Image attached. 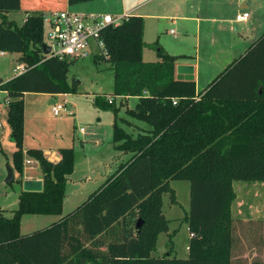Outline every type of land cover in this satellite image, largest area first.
Here are the masks:
<instances>
[{
	"label": "trees",
	"instance_id": "1",
	"mask_svg": "<svg viewBox=\"0 0 264 264\" xmlns=\"http://www.w3.org/2000/svg\"><path fill=\"white\" fill-rule=\"evenodd\" d=\"M92 1L0 0V52L21 54L20 64L27 66L25 73L0 85L10 100L7 121L20 172L25 95L77 91V82H69L68 75L74 62L43 54V14ZM12 12L28 14L23 25L8 21L6 14ZM101 37L106 48L102 58L114 70V96L137 97L128 115L151 129H138L134 137L122 126L128 121L118 117L114 101H102L103 108H114L116 115L115 149L130 154V159L58 223L22 235L24 215L62 214L68 177L75 168L72 149H61L58 163L50 162L42 150H29L42 170L44 188L23 191L12 218L0 208V264H233L239 241L235 230L241 221L232 216L233 184L264 183V35L200 97L195 81L177 80L181 57L159 48V61L143 60L141 16L106 27ZM171 180L190 183L191 207L185 221L193 236L188 259L152 256L159 236L169 232L164 194L177 202ZM140 220L144 223L138 230ZM249 222L243 225L254 228L255 239L260 222Z\"/></svg>",
	"mask_w": 264,
	"mask_h": 264
},
{
	"label": "rangeland",
	"instance_id": "2",
	"mask_svg": "<svg viewBox=\"0 0 264 264\" xmlns=\"http://www.w3.org/2000/svg\"><path fill=\"white\" fill-rule=\"evenodd\" d=\"M115 1L119 0H95L88 3L68 6V10L77 14L95 15H114V11L108 8L114 7ZM264 2L262 0H257ZM248 15L251 18L248 23L241 24L240 29L246 25L262 26L264 28V10L253 12L251 9ZM26 13L12 12L10 18L22 24ZM123 16V15H121ZM166 24V25H165ZM48 27L45 22V42L47 41ZM173 32V33H172ZM184 31L179 25L164 21L161 28V43L148 44L147 48L155 52L161 45H177ZM47 43V42H46ZM192 49V48H191ZM179 51V50H176ZM181 51V50H180ZM192 52V51H191ZM195 52V49H194ZM206 52L202 51V72L198 82V91L206 89L216 77L224 73L227 66L235 58L224 56L229 52L216 51V65L213 70L207 66ZM195 56L196 54L191 53ZM103 55L92 54L86 59L73 61L69 69V82H77V91L71 94L57 95L53 99L57 103H66V108L74 115L62 112L59 116L53 115L52 106L49 102L52 99L47 94H27L25 100V139L23 143L24 157L22 172L18 171L14 164V152L16 146L11 138L10 127L7 121V97L0 93V122L3 124V136L0 142V208L6 218H12L19 209L20 195L24 191L22 182L29 177H36L42 173L39 163L28 155L31 149H40L43 152L49 150L51 153L58 152L60 149H72L75 155L74 172L69 175L67 199L63 204L61 215H24L21 219L22 235H29L36 231L45 230L54 223L67 216L82 205V195H75L76 190H85L87 178L97 175V179L102 178L103 169L101 164L112 162V174L123 161H128L131 155H125L115 161L116 151L114 149V124L116 115L114 108H103L102 101L108 98L114 101L119 118L126 119L128 123L122 122V126L134 137L139 134V130L131 125L141 128H148L144 122H140L128 115L129 110L135 109L138 100L134 97L128 101L124 100L121 104L119 99L114 96V70L109 62L104 61ZM236 57V56H235ZM144 59H147L145 56ZM20 64L17 54L0 55V83L8 81L16 75L15 69ZM119 154V153H118ZM121 154V153H120ZM129 156V157H128ZM33 162L28 164L27 162ZM14 170L15 180L7 182L8 168ZM95 181V180H93ZM89 182V181H88ZM171 187L175 190L177 204L171 203L170 194H164L163 207L164 214L169 219V232L162 233L157 241L156 250L152 253L153 257H165L171 254L177 259H188L189 245L191 241L190 232L186 222L178 218L184 217L190 211V183L184 180H171ZM236 194V201L232 209L234 219L241 220L236 225V238L239 241L235 245L233 264H264V183L262 182H242L237 181L233 184ZM78 196V197H76ZM243 223L260 222L254 239L253 229ZM248 227V229H245ZM243 231H241V229ZM245 230H247L245 232ZM252 236V237H251ZM244 238V239H243Z\"/></svg>",
	"mask_w": 264,
	"mask_h": 264
},
{
	"label": "crops",
	"instance_id": "3",
	"mask_svg": "<svg viewBox=\"0 0 264 264\" xmlns=\"http://www.w3.org/2000/svg\"><path fill=\"white\" fill-rule=\"evenodd\" d=\"M108 8L114 11L115 14H120V17L121 15H123L126 16V18H128L129 16L137 15V16H141L144 19V42L146 44V47L144 48L143 51V60L145 62H157L160 60L158 56V50L156 52L152 49L150 50L147 48V45L150 43L152 44L155 43L159 45L162 42L160 36H161V28L163 26L164 21L166 22L170 21L172 25L173 24L179 25L184 31V34L180 38L179 43L177 45H173V47L171 46L167 47L165 45H161V48L171 56L181 57L176 63V77H177V67L179 65H191L195 68L194 81L197 84V95H199V97L200 94H202L203 92V91H198V82L200 81L202 77L201 75L203 74L202 72L203 56L201 55L202 51L206 52L204 56L207 57V61H206L207 66L213 70V67L216 65L215 52L217 50L222 52L223 54L224 52H229V54L227 53V55L224 57L225 59L235 58L234 60L231 61L230 64H232L233 62L243 57L247 53V51L255 43H257L258 40L261 39L264 35V28L262 26H258L259 24L249 25V26L246 25V28L240 29L241 24H246L249 22L251 15H249L248 20L245 22L237 21V16L239 14H249L248 12L251 9L253 10V12L257 10H264V2L259 1L258 3L257 0H119V1H115L114 7L112 8L109 7V2H108ZM66 10L69 11L68 8ZM10 14L12 13L6 14L8 21L15 22L13 19L10 18ZM27 17L28 14H25L22 24H20L19 26L23 25ZM191 53H194L196 55L193 56L191 55ZM17 55H19V58L21 57V54H17ZM145 56H147V59H144ZM230 64L227 67H229ZM218 77H216L214 80H216ZM13 78H15V76ZM213 81H211V83ZM2 83H4V81H1L0 85ZM210 84H208V86ZM0 93H3L8 98L5 92L0 91ZM47 95H49L52 98L49 102L50 106H52L54 103H56V100L53 98L57 95H51V94H47ZM134 98L139 101L137 97ZM116 99H119L121 104L124 102V100L126 101L129 100L120 97H116ZM131 126H133V128L135 129H140V130L151 129L150 127L141 128L136 126L135 124ZM113 145L115 149L114 142ZM115 151H116V157L114 159L115 161L120 159L122 156L125 157V155H130L119 152L116 149ZM43 153L46 156V158L52 163H58L62 158L60 151L59 153L58 152L51 153V156H49L50 154L49 150H45V152ZM34 161L36 160L34 159ZM125 163L126 161H123V164ZM32 164L33 162H31V165ZM112 165H115V163L112 162L110 164H101V167L103 169L102 178L97 179V175L91 178H87V182L85 183V185H88L87 188L82 192H80L79 189L76 190V192L77 191L78 192L75 193V195L77 194L78 196L79 195L83 196L82 204H84L95 191L101 189V187L107 182V180L111 178L112 175H114L116 171L122 166V165L118 166L115 173L112 174V170H111ZM25 180L43 181V173L37 175L34 178L29 177ZM69 181H70V177H68V182ZM67 187H68V183L66 188ZM67 198L68 197L66 191V197L64 203ZM171 203L177 204L178 202L174 203L171 201ZM234 203L232 206H234ZM188 214H186L184 217L178 218V220L181 219L182 221L186 222L185 218L188 216ZM233 218H235V216H233ZM61 219L62 218H60L57 221L53 220L52 222H59ZM167 220L169 221V219ZM188 229H189V225H188Z\"/></svg>",
	"mask_w": 264,
	"mask_h": 264
},
{
	"label": "built area",
	"instance_id": "4",
	"mask_svg": "<svg viewBox=\"0 0 264 264\" xmlns=\"http://www.w3.org/2000/svg\"><path fill=\"white\" fill-rule=\"evenodd\" d=\"M43 18L48 27L47 43L45 42V44L51 48V53L47 57L69 61L86 59L92 54L103 55L104 57L106 48L101 37L102 30L110 25L117 27L127 19L126 16L77 14L67 10L46 12L43 14ZM248 18V14H239L237 21L245 22ZM6 54V52H0L1 56ZM26 71L27 66L19 64L15 69V77L22 75ZM108 100L110 103L113 102L110 98ZM9 101V98H7L5 100L6 104ZM176 103L177 100H174V104ZM52 112L55 116H59L62 112L74 115L72 111L67 110L66 103H54ZM3 129L4 126L0 122V142L3 136ZM27 163L31 164L30 161Z\"/></svg>",
	"mask_w": 264,
	"mask_h": 264
},
{
	"label": "water",
	"instance_id": "5",
	"mask_svg": "<svg viewBox=\"0 0 264 264\" xmlns=\"http://www.w3.org/2000/svg\"><path fill=\"white\" fill-rule=\"evenodd\" d=\"M43 54L45 56L50 55L51 48L46 44L42 45ZM177 80L180 81H194L195 80V68L191 65H179L177 67ZM15 180L14 170L13 168H8V178L7 182H12ZM24 191L26 192H42L44 188L43 181L37 180H25L23 182ZM143 221L140 220L138 222L137 228L140 230L143 225Z\"/></svg>",
	"mask_w": 264,
	"mask_h": 264
}]
</instances>
